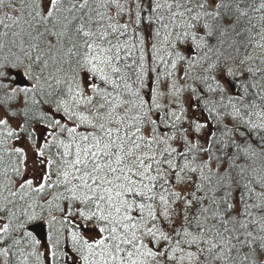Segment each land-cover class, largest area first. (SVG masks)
I'll return each instance as SVG.
<instances>
[{"label":"snow or ice","instance_id":"obj_1","mask_svg":"<svg viewBox=\"0 0 264 264\" xmlns=\"http://www.w3.org/2000/svg\"><path fill=\"white\" fill-rule=\"evenodd\" d=\"M0 264H264V0H0Z\"/></svg>","mask_w":264,"mask_h":264},{"label":"water","instance_id":"obj_2","mask_svg":"<svg viewBox=\"0 0 264 264\" xmlns=\"http://www.w3.org/2000/svg\"><path fill=\"white\" fill-rule=\"evenodd\" d=\"M37 231H42L41 229L37 228Z\"/></svg>","mask_w":264,"mask_h":264}]
</instances>
